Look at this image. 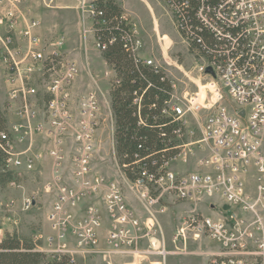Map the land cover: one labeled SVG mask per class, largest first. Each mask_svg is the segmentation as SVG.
I'll list each match as a JSON object with an SVG mask.
<instances>
[{"label":"built area","instance_id":"2783aa9c","mask_svg":"<svg viewBox=\"0 0 264 264\" xmlns=\"http://www.w3.org/2000/svg\"><path fill=\"white\" fill-rule=\"evenodd\" d=\"M43 1L52 7L55 0ZM161 1L193 59L187 71L174 57L162 63L148 54L135 18L125 11L122 19L137 62L169 81L163 112L178 124V153L152 169L128 170L116 156L111 98L93 75L92 88L77 87L82 70L65 48L67 37L42 29L32 0H0V172L10 175L8 188L25 193L21 206L12 198L7 211H28L47 198L50 232L34 236L40 249L79 263L99 255L108 264L116 257L143 264L167 255L159 216L179 207L173 252L208 254L209 264H264V0H200L195 24L176 0ZM77 7L102 53L106 44L94 28L102 11L95 0H78ZM204 30L216 38L213 45ZM106 129L117 176L99 163ZM197 153L196 167L174 170V159ZM32 181L41 189L29 193ZM203 238L210 249L189 251L190 239Z\"/></svg>","mask_w":264,"mask_h":264},{"label":"rangeland","instance_id":"374dc122","mask_svg":"<svg viewBox=\"0 0 264 264\" xmlns=\"http://www.w3.org/2000/svg\"><path fill=\"white\" fill-rule=\"evenodd\" d=\"M129 12L139 25L142 38L145 42V49L148 54H153L160 62H165V58L174 57L185 71L192 68L193 59L186 52L185 46L182 44L181 38L173 26L171 14L161 0H117ZM33 11L36 17L41 21V27L47 33L62 34L68 36L66 38L65 48L68 51L76 50L78 52L79 61H83V57L88 66L92 68V72L99 81L104 93L110 100V88L114 80L115 72L102 57L99 49L92 45V35L87 28V22L84 14L78 9V0H55L52 7L44 5L43 0H32ZM84 36H87L85 39ZM147 55V54H146ZM83 68L82 77L84 81L90 79L86 70L85 63L81 64ZM166 68L173 72L177 78H184L183 73L177 67ZM168 73L170 74V72ZM0 78V100L4 96V88L1 86ZM3 85V84H2ZM110 97V98H109ZM192 123L195 119L192 118ZM102 149L100 152L99 163L103 171L110 175L117 176V171L121 170L117 163L111 147L114 148L113 138L106 129L102 136ZM187 157V158H185ZM200 154L188 156H180L174 159L171 164L174 170L185 172L197 166V160ZM27 192L41 189V184L35 181L27 183ZM24 192L11 190L8 186H0V238L4 236L5 231L18 232L24 238L34 239V236H44L50 232V225L47 221V213L50 200L40 198L39 203L28 211L21 210L18 207L16 214L7 211V204L12 198L17 199V206H21ZM179 207L172 208L168 213L159 216L160 222L164 227L166 236L167 250L166 256H149L145 258L143 264H209V255L207 254H182L175 253L171 250L172 232L181 225ZM41 240V248L47 246L45 239ZM189 251H207L211 244L209 239L195 241L189 240ZM133 258L116 257L113 264H133ZM81 264H108L102 256L94 255L87 258Z\"/></svg>","mask_w":264,"mask_h":264},{"label":"trees","instance_id":"16d2710c","mask_svg":"<svg viewBox=\"0 0 264 264\" xmlns=\"http://www.w3.org/2000/svg\"><path fill=\"white\" fill-rule=\"evenodd\" d=\"M176 2L190 23L198 22L196 11L200 0ZM95 3L103 13L96 16L95 35L106 44L102 56L115 72L110 95L116 156L123 168L124 164L130 166L128 170L152 169L178 153L174 132L178 124L163 112L170 95L169 81L162 79V71L134 58L127 46L128 27L122 19L125 11L117 0H95ZM201 34L208 45L215 43L216 38L207 30ZM136 97L141 98V104H135ZM4 126L5 118L0 114V129ZM9 179L8 173L0 172V186H6ZM39 245L34 239L7 230L0 238V264H81L66 254H49Z\"/></svg>","mask_w":264,"mask_h":264},{"label":"crops","instance_id":"0c3cea01","mask_svg":"<svg viewBox=\"0 0 264 264\" xmlns=\"http://www.w3.org/2000/svg\"><path fill=\"white\" fill-rule=\"evenodd\" d=\"M124 9V8H123ZM66 37H68V36H66ZM68 52H70V54H71V56L74 58V59H76L77 60V62L80 64V67H81V70H82V72H83V68H82V63H83V61H84V63H85V66H86V70H87V72H88V75H89V77H90V79L88 80V81H84V79H83V77H82V75H80V77L77 79V83H76V85H77V87L78 88H84V89H88V88H92L93 87V81H92V75L94 76V74H93V72H92V68H90L88 65H87V62L85 61V58L83 57V61H79V56H78V52H76V50L74 49V50H72V51H68ZM103 57V56H102ZM103 60H104V58H103ZM105 61V60H104ZM82 72H81V74H82ZM38 203H39V201H38ZM48 221V220H47Z\"/></svg>","mask_w":264,"mask_h":264},{"label":"water","instance_id":"95a60500","mask_svg":"<svg viewBox=\"0 0 264 264\" xmlns=\"http://www.w3.org/2000/svg\"><path fill=\"white\" fill-rule=\"evenodd\" d=\"M209 70H211V68H209Z\"/></svg>","mask_w":264,"mask_h":264}]
</instances>
